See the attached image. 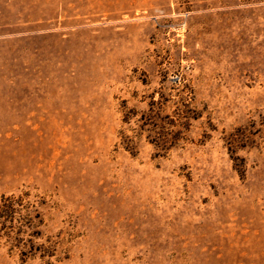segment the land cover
I'll list each match as a JSON object with an SVG mask.
<instances>
[{"label": "rangeland", "instance_id": "374dc122", "mask_svg": "<svg viewBox=\"0 0 264 264\" xmlns=\"http://www.w3.org/2000/svg\"><path fill=\"white\" fill-rule=\"evenodd\" d=\"M3 197L0 264H264V0H0Z\"/></svg>", "mask_w": 264, "mask_h": 264}, {"label": "trees", "instance_id": "16d2710c", "mask_svg": "<svg viewBox=\"0 0 264 264\" xmlns=\"http://www.w3.org/2000/svg\"><path fill=\"white\" fill-rule=\"evenodd\" d=\"M155 107L152 103L149 104V108L147 111L143 112L142 115L140 116V119L142 121L141 129L142 132L146 133V137L149 140H153L152 142L158 147L162 148L164 150L169 149L171 146H174V143H176L177 139L175 137H170V132H168V124H170L168 121H166L163 118H159L157 112L155 111ZM189 111H191V108L189 106V102L185 104V110H184V117H191L188 115ZM172 132V131H171ZM122 135V140L124 144V148L131 153H135L134 148L131 145L132 138L129 135H126L124 132H121ZM130 138V139H129ZM174 138V139H173ZM125 142V143H124ZM235 142V143H233ZM231 143H228L229 145V152H230V157L231 159L235 162L234 163V168L235 170L240 174V176L244 175L245 172V165L244 161L242 158H240L237 154L236 151H233L231 149L232 146L237 149L238 147H244L248 145V143H245L243 141V138L239 140H235ZM243 142L245 144H243ZM240 161L239 165L238 162ZM16 202V201H15ZM17 212L15 204L12 203V199H7V197H3L0 201V219L1 218H9V217H14V214Z\"/></svg>", "mask_w": 264, "mask_h": 264}]
</instances>
